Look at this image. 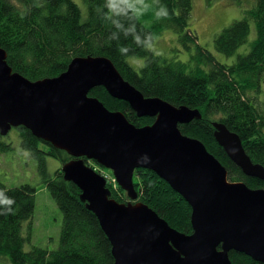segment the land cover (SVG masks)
Listing matches in <instances>:
<instances>
[{
    "label": "trees",
    "instance_id": "1",
    "mask_svg": "<svg viewBox=\"0 0 264 264\" xmlns=\"http://www.w3.org/2000/svg\"><path fill=\"white\" fill-rule=\"evenodd\" d=\"M84 1L89 12L85 21L73 0H0V48L7 51L12 69L37 81L60 75L75 57L106 56L146 97L158 96L178 107L198 109L202 116L180 124L181 131L203 141L227 167L230 180L264 188L263 180L245 175L234 164L218 144L212 124L214 120L224 122L238 133L253 162L264 165V101L260 99L264 92V0H256L245 10L246 17L233 21L215 37V49L230 57L247 42L250 20H254L257 37L250 50L238 53L231 63L216 59L190 28L192 0H156L154 8L159 11L166 6L168 16L154 17L151 26L140 20L132 5L123 6L119 15H110L108 0ZM165 28L174 30L184 49L192 51L188 61L171 60L148 48L156 33ZM121 46L125 54L120 52ZM134 55L143 57L146 66L137 70L129 64L127 59ZM89 95L98 97L110 110H121L136 126L155 120L137 116L127 101L112 97L103 86L93 88ZM16 128L23 147L39 161L43 185L64 219L56 249L34 245L25 250L29 239L22 227L24 221L34 218L38 188L29 183L9 187L0 180L3 196L15 201L10 213L0 206V264H114L111 243L97 215L82 201L79 186L64 178L62 166L73 157L25 126ZM3 136L0 133V151H11L13 144L4 142ZM48 156L62 163L54 175L48 172ZM133 181L137 200L153 208L172 227L193 232L189 202L165 179L152 169L139 167ZM107 187L118 202L131 199L119 184L114 187L109 182ZM230 258L233 264H264L240 251L230 250Z\"/></svg>",
    "mask_w": 264,
    "mask_h": 264
},
{
    "label": "water",
    "instance_id": "2",
    "mask_svg": "<svg viewBox=\"0 0 264 264\" xmlns=\"http://www.w3.org/2000/svg\"><path fill=\"white\" fill-rule=\"evenodd\" d=\"M6 58L0 48V133L23 125L73 156L62 166L64 178L79 186L82 201L97 215L114 264H233L230 250L264 263V188L230 180L203 141L181 131L180 124L202 116L198 109L146 97L106 56L75 57L60 75L37 81L15 72ZM97 86L154 122L136 126L121 110H110L89 95ZM212 124L234 164L264 181V165L253 162L239 134L224 122ZM86 159L111 169L130 202L112 198L106 177ZM139 167L154 170L189 202L191 234L146 203L132 202Z\"/></svg>",
    "mask_w": 264,
    "mask_h": 264
},
{
    "label": "rangeland",
    "instance_id": "3",
    "mask_svg": "<svg viewBox=\"0 0 264 264\" xmlns=\"http://www.w3.org/2000/svg\"><path fill=\"white\" fill-rule=\"evenodd\" d=\"M73 1L80 6L82 19L85 21L89 14L87 2L84 0ZM155 2L156 0H145V4L149 6V10L143 15L138 14L136 10L143 9L145 6L144 4L135 3L132 5L133 10H135L140 20L147 26H151L155 22V20H153L157 12L154 8ZM255 2L256 0H192L193 9L190 16V28L193 29L198 36L200 44L212 51L216 59L231 63L236 60L235 58L238 53L249 51L251 42L257 37V28L254 20H250L251 30L247 42L243 43L238 52L230 57H226L215 49V37L233 21L246 17L245 10L253 7ZM148 48L152 52L171 60L179 59L188 61L192 53V51L184 49L182 43L177 38L176 32L171 28H165L164 31L156 33L153 42L148 45ZM127 60L134 68L140 70L142 67H140L139 64L141 61L144 62L145 59L134 55ZM262 89H264V83ZM260 99L264 101V92L260 96ZM2 140L6 143L11 142L13 148L11 151H0V180L9 187L29 183L38 188L36 193V208L33 215L34 218L32 221H24L22 227L24 237L27 236L29 239L26 241L24 248L26 250L34 245H38L44 248L56 249L60 240L64 216L48 188L43 185V176L40 173L39 161L31 155V153L27 157L23 155V152L27 150L21 143L20 133L16 127L10 129L9 134L3 136ZM72 159L73 158L70 160ZM89 161L90 163L88 164H91L95 171L104 175L108 183L111 182L114 187L117 186L118 182L111 169L104 168L97 161ZM46 163L48 172L52 175H54V171L57 168L62 166V163L56 158L49 156L46 157ZM127 202H130V200ZM132 202L140 201L136 199Z\"/></svg>",
    "mask_w": 264,
    "mask_h": 264
},
{
    "label": "clouds",
    "instance_id": "4",
    "mask_svg": "<svg viewBox=\"0 0 264 264\" xmlns=\"http://www.w3.org/2000/svg\"><path fill=\"white\" fill-rule=\"evenodd\" d=\"M135 3L144 4L143 9H137L138 14L143 15L146 14L149 10V6L145 4V0H108V10L110 15H119L120 10L123 6L133 5ZM156 18L159 19L161 16L166 18L168 16L166 6H162L159 11L155 13ZM120 52L125 54L124 46L120 47ZM140 67H145L146 64L141 61L139 64ZM24 156H29L30 153L28 151L23 152ZM15 203L14 199L3 196V191H0V206H3L7 212H12V205Z\"/></svg>",
    "mask_w": 264,
    "mask_h": 264
},
{
    "label": "bare ground",
    "instance_id": "5",
    "mask_svg": "<svg viewBox=\"0 0 264 264\" xmlns=\"http://www.w3.org/2000/svg\"><path fill=\"white\" fill-rule=\"evenodd\" d=\"M96 162V161H95Z\"/></svg>",
    "mask_w": 264,
    "mask_h": 264
}]
</instances>
